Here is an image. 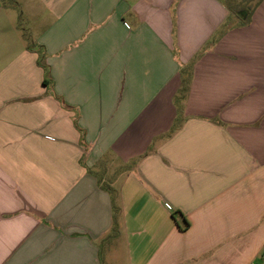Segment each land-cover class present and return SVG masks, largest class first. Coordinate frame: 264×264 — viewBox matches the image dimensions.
Returning <instances> with one entry per match:
<instances>
[{
    "label": "crops",
    "instance_id": "1",
    "mask_svg": "<svg viewBox=\"0 0 264 264\" xmlns=\"http://www.w3.org/2000/svg\"><path fill=\"white\" fill-rule=\"evenodd\" d=\"M12 3L0 264H264V0L240 27L223 0Z\"/></svg>",
    "mask_w": 264,
    "mask_h": 264
},
{
    "label": "trees",
    "instance_id": "2",
    "mask_svg": "<svg viewBox=\"0 0 264 264\" xmlns=\"http://www.w3.org/2000/svg\"><path fill=\"white\" fill-rule=\"evenodd\" d=\"M262 1L263 0H258L257 2H253L252 0H246L242 2L243 4L238 3L236 6H233L232 4H230L229 0H223V2L227 6L231 14L235 16L234 18H237L238 23L235 25L237 27L247 26L251 23L252 15ZM232 20H235V19H230L226 24H224L223 29H222V34L225 33V31H227L228 29H231L233 27ZM29 44H30L29 48H32V46H34L32 41H29ZM42 51H43L42 48L38 47V51H37L39 53L38 64L46 72L48 70V66L45 64V56ZM192 71H193V64H189L183 67L182 69V85L174 99L175 105L177 106V110H178V118L175 121V124L172 128L171 133L177 130V128L179 127V124L182 121L185 102L189 95V91H190L191 83H192ZM106 189L110 193L111 198H112L113 220H114L113 234H116L117 228H118V220L121 215V207L119 205V196H118V192L115 189L111 187H107ZM176 215L178 214L175 213V216Z\"/></svg>",
    "mask_w": 264,
    "mask_h": 264
},
{
    "label": "rangeland",
    "instance_id": "3",
    "mask_svg": "<svg viewBox=\"0 0 264 264\" xmlns=\"http://www.w3.org/2000/svg\"><path fill=\"white\" fill-rule=\"evenodd\" d=\"M5 1H6L7 5L13 4L12 0H5ZM243 1H246V0H229L230 4H232L233 6H236L238 3L243 4L242 3ZM107 253H108V251H107ZM107 255H106V261H110V255L108 257H107ZM117 264H125V259L121 258L120 260H117Z\"/></svg>",
    "mask_w": 264,
    "mask_h": 264
}]
</instances>
